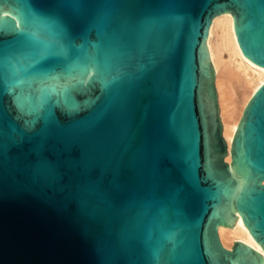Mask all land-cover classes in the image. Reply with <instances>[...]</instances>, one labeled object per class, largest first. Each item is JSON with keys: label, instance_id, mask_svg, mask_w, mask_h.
<instances>
[{"label": "water", "instance_id": "water-1", "mask_svg": "<svg viewBox=\"0 0 264 264\" xmlns=\"http://www.w3.org/2000/svg\"><path fill=\"white\" fill-rule=\"evenodd\" d=\"M228 14L264 71V0H0V264H264V84L229 146ZM238 219L261 252L224 247Z\"/></svg>", "mask_w": 264, "mask_h": 264}, {"label": "bare ground", "instance_id": "bare-ground-1", "mask_svg": "<svg viewBox=\"0 0 264 264\" xmlns=\"http://www.w3.org/2000/svg\"><path fill=\"white\" fill-rule=\"evenodd\" d=\"M207 45L216 73L223 135L230 146L248 101L264 84V71L248 68L235 38L231 14L214 20ZM227 161H230L229 157ZM219 236L227 249L240 241L261 252L243 227L241 219L237 220L233 230L219 229Z\"/></svg>", "mask_w": 264, "mask_h": 264}, {"label": "snow or ice", "instance_id": "snow-or-ice-1", "mask_svg": "<svg viewBox=\"0 0 264 264\" xmlns=\"http://www.w3.org/2000/svg\"><path fill=\"white\" fill-rule=\"evenodd\" d=\"M3 29L2 28H0V31H2ZM25 34H27V33H25Z\"/></svg>", "mask_w": 264, "mask_h": 264}]
</instances>
